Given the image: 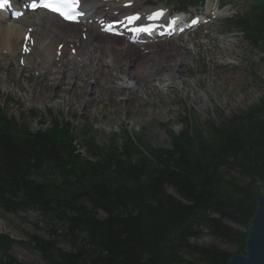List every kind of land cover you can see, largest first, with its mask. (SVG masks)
Here are the masks:
<instances>
[{
	"label": "trees",
	"instance_id": "obj_1",
	"mask_svg": "<svg viewBox=\"0 0 264 264\" xmlns=\"http://www.w3.org/2000/svg\"><path fill=\"white\" fill-rule=\"evenodd\" d=\"M255 5L254 18L234 22L252 48L264 45V0ZM51 125L30 133L0 108V209L42 217L53 241L30 242L47 264H226L230 254L192 243L203 230L244 254L264 193V100L205 135L195 127L171 136L169 151L146 154L125 133L122 151L96 162L83 160L69 132ZM59 238L70 251L58 248ZM10 243L0 236L4 264H16Z\"/></svg>",
	"mask_w": 264,
	"mask_h": 264
},
{
	"label": "rangeland",
	"instance_id": "obj_2",
	"mask_svg": "<svg viewBox=\"0 0 264 264\" xmlns=\"http://www.w3.org/2000/svg\"><path fill=\"white\" fill-rule=\"evenodd\" d=\"M222 1L204 0L203 8L189 9V12L201 13L203 27L197 31L163 39L157 45L146 41L150 45L131 46L144 59L152 57L147 53L148 49L154 50L152 54L173 44L177 48L189 49L192 57L185 61L178 77L190 86L186 90L163 82L160 75L164 68H161L160 72L154 73L156 79H160L158 82L146 78L135 81L138 89L134 93L129 91L130 98L126 99L113 89L118 80L113 81L108 74H93L94 81L80 78L73 83L62 80L57 84L47 73L37 77L35 68L25 63L27 60L18 61L1 55L0 108L30 133L50 131L51 123H56L71 135L75 153L91 162H96L100 155L111 149L122 151L127 142L125 133L135 138L138 149L147 154L151 149L172 150L171 136L179 137L184 131L193 132L195 127L202 129L205 135L209 127L227 126L235 117L243 116L247 108L264 100V45L250 47L239 26H228L231 20L254 18L250 11L256 2L227 0L222 4ZM174 4L167 0H138L135 10L162 5L172 13ZM218 13L222 14L220 18H216ZM188 40L192 44L183 46ZM72 51L74 53L70 54L74 56L76 50L73 48ZM170 60L166 59L167 64ZM127 62L130 66H137L134 62ZM148 67L154 68L153 63H148ZM103 79L112 80V83L102 86ZM96 214L99 218L105 216L101 211ZM235 228L245 231L238 226ZM0 236L10 239L7 256L16 264H47L30 242L31 236L53 241L51 229L38 213L11 214L0 209ZM193 242L200 247H216L230 255L235 254L232 246L204 230ZM56 243L63 251L71 249L70 243L64 239L59 238ZM4 262L6 260L0 253V264Z\"/></svg>",
	"mask_w": 264,
	"mask_h": 264
},
{
	"label": "bare ground",
	"instance_id": "obj_3",
	"mask_svg": "<svg viewBox=\"0 0 264 264\" xmlns=\"http://www.w3.org/2000/svg\"><path fill=\"white\" fill-rule=\"evenodd\" d=\"M11 1L14 7L17 4L19 9H23L22 0ZM77 1L87 14L84 22L80 25L65 24L57 17L44 12H26L17 21H5V14L0 13V56L13 57L18 61L25 59L27 60L25 63L30 68H35L37 77L47 73L53 77L57 84L62 80L73 83L75 79L79 81L80 78L94 81L93 74L96 76L108 74L110 79L113 78V81L118 80L117 86L113 89L121 93L122 97L126 99L130 98L131 93L129 91L134 93L138 89L135 81L146 78L158 82L160 79H156L154 73L160 72L159 69L161 68H164L160 75L163 77V82L175 84L178 89L181 86L182 91L190 87L187 86L186 81L178 79L182 74L185 61L192 57L190 50L186 47L177 48L178 46L173 44L157 49L154 54H152L154 50L148 49L147 53L152 56L149 59L140 58V54L132 50L131 46L135 45L131 44L132 39L125 33L124 23H121L120 20L123 17L136 14L134 9L138 0H131L132 2L124 0ZM28 2L30 0L26 2L27 7ZM156 9L160 10V8H146L141 14H136L138 17L136 23L152 24L153 22L165 21V10L162 9L163 12H161V10L156 11ZM158 13H162V15L153 19L152 17ZM221 15L218 13L216 18H220ZM168 24L169 22L163 23L164 26ZM104 29L118 31L121 38L114 39L103 34ZM153 34H158V32H153ZM183 43V46L192 44L191 40ZM136 47L139 48L140 46ZM73 48L76 50V54L71 56L70 53H74ZM166 59H171L169 64H167ZM127 61L134 62L137 66L133 65L134 68L129 69L127 66H133H130ZM150 62L153 63L155 69L148 67ZM74 69L79 72L72 71ZM111 83L112 80L103 79L100 84L104 86ZM240 255H245V252Z\"/></svg>",
	"mask_w": 264,
	"mask_h": 264
},
{
	"label": "water",
	"instance_id": "obj_4",
	"mask_svg": "<svg viewBox=\"0 0 264 264\" xmlns=\"http://www.w3.org/2000/svg\"><path fill=\"white\" fill-rule=\"evenodd\" d=\"M243 246L245 255L234 254L226 264H264V193L256 197Z\"/></svg>",
	"mask_w": 264,
	"mask_h": 264
},
{
	"label": "snow or ice",
	"instance_id": "obj_5",
	"mask_svg": "<svg viewBox=\"0 0 264 264\" xmlns=\"http://www.w3.org/2000/svg\"><path fill=\"white\" fill-rule=\"evenodd\" d=\"M6 4H8V0H0V7H3ZM38 6L49 9L54 13H58L66 20H73V14L77 13V0H41L39 5L34 0V2L30 5L32 9H35ZM159 15H162V13L155 14L152 18H159ZM136 18L138 17H134L132 19Z\"/></svg>",
	"mask_w": 264,
	"mask_h": 264
}]
</instances>
